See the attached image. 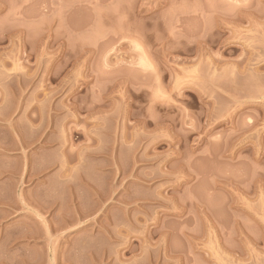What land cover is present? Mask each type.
<instances>
[{"label":"rangeland","instance_id":"obj_1","mask_svg":"<svg viewBox=\"0 0 264 264\" xmlns=\"http://www.w3.org/2000/svg\"><path fill=\"white\" fill-rule=\"evenodd\" d=\"M0 264H264V0H0Z\"/></svg>","mask_w":264,"mask_h":264}]
</instances>
